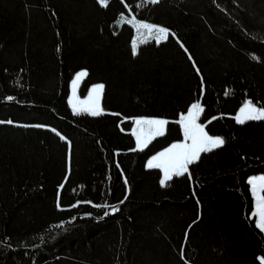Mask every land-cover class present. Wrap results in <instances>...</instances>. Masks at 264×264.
<instances>
[{
	"label": "trees",
	"instance_id": "trees-1",
	"mask_svg": "<svg viewBox=\"0 0 264 264\" xmlns=\"http://www.w3.org/2000/svg\"><path fill=\"white\" fill-rule=\"evenodd\" d=\"M134 20L169 38L139 43ZM79 70L82 94L104 85L99 116L69 104ZM247 100L264 107V0H0V264H264ZM196 102L225 143L161 185L147 160ZM139 117L168 121L142 150Z\"/></svg>",
	"mask_w": 264,
	"mask_h": 264
},
{
	"label": "snow or ice",
	"instance_id": "snow-or-ice-1",
	"mask_svg": "<svg viewBox=\"0 0 264 264\" xmlns=\"http://www.w3.org/2000/svg\"><path fill=\"white\" fill-rule=\"evenodd\" d=\"M108 2L109 0H100L101 5L104 7L108 6ZM158 2L159 0H152V3ZM141 29L146 30L147 36L154 38L158 44L167 40L170 35V30L165 27L141 22L137 24V30L140 33L138 36L139 43L148 42L147 39L141 38L144 35L140 32ZM171 35H174V33H171ZM181 46L183 47V45ZM132 49L135 55L138 49L136 40L133 41ZM185 51L187 50L185 49ZM86 75V71L76 74L72 82L73 100L70 103L75 114L87 113L92 116H99L103 112L100 106V98L104 91L103 84L95 85L91 89V94L87 101L77 102L75 99L77 85ZM8 99L12 98L9 97ZM202 112L201 104L199 102L193 103L187 115H181L178 121L183 126L185 141L190 140L191 143H175L148 161L147 166L149 168L163 169L164 178L160 181L161 185H165L166 181L171 180L174 175L183 176L188 173V166L198 161L201 153L211 152L225 143L222 137L209 135L205 131V127L197 123ZM236 120L240 124H244L247 121H264V107H257L251 101H248L240 109ZM0 123H4V121H0ZM7 123L11 124L12 121H7ZM167 123L168 121L164 119H137L135 121L137 130L133 132V135L136 136L137 148L142 150L151 139L163 135ZM248 183L251 185V193L255 198L254 215L259 217L256 221V227L264 232V176L251 178ZM113 210L115 211V209Z\"/></svg>",
	"mask_w": 264,
	"mask_h": 264
},
{
	"label": "rangeland",
	"instance_id": "rangeland-1",
	"mask_svg": "<svg viewBox=\"0 0 264 264\" xmlns=\"http://www.w3.org/2000/svg\"><path fill=\"white\" fill-rule=\"evenodd\" d=\"M133 23H134V24L136 25V27H137V24H138V23H141V21H136V22H135V20H134ZM144 23H145V22H144ZM143 31H145V32H144L145 35H144L143 37L146 38V36H147L146 30H143ZM143 37H142V38H143ZM143 39H144V38H143ZM135 40L138 41V40L136 39V37H135ZM81 71H86V70H79L77 73H79V72H81ZM77 73H75L74 77L72 78V80H71V82H70V92H69V96H68V101H69V104L71 105V107H72V104L70 103V101L73 100L72 82H73V80L75 79ZM83 78H84V77H83ZM83 78H82V79H83ZM82 79H81V81L78 83L77 88H76L75 99H76L77 102L87 101L88 98H89V96H90V94H91V89H92L95 85L102 84V83H94V84H91L90 87L88 88L87 92H86L85 94H82V93L80 92V86H81ZM102 96H103V94H102ZM102 96H101V98H100V106H101V108H102ZM248 101H250V100H247V101H245V102L242 104V106H241V107L239 108V110L237 111V113H236V115H235V118L239 115L240 109H241V108L245 105V103L248 102ZM253 104H254V103H253ZM256 106H257V105H256ZM257 107H258V106H257ZM72 109H73V108H72ZM187 113H188V111H187L186 113L182 114V115H187ZM137 119H164V118H151V117H139V118H135L134 121H133V129H132L133 132H134L135 130H137V125L135 124V121H136ZM164 120H166V119H164ZM197 123H198V121H197ZM180 125H181V124H180ZM166 127H167V124L165 125L164 133H165V131H166ZM181 130H182V138H181L180 140H178V141H174V142L170 143V144H169L168 146H166L165 148H163V149L159 150L158 152H156L155 154L151 155V156L148 158V160H147V164H148V161H149L153 156L158 155L160 152H163L164 150L168 149L169 147H171V145H173V144H175V143H185V142H186V143H191L190 140H189V141H185L184 132H183V126H182V125H181ZM205 131H206V130H205ZM206 132H207V131H206ZM211 136H212V135H211ZM213 137H220V136H213ZM135 138H136V136H135ZM136 146H137V140H136ZM143 148H144V147H143ZM160 169H161V171H162V179H163V178H164L163 169H162V168H160ZM259 176H264V174L253 175V176H251V177L249 178V180H250L251 178L259 177ZM162 179H161V180H162ZM250 186H251V185H250ZM254 212H255V198H254ZM256 219L258 220L259 217L256 216Z\"/></svg>",
	"mask_w": 264,
	"mask_h": 264
}]
</instances>
